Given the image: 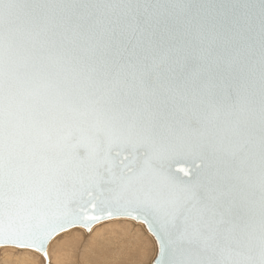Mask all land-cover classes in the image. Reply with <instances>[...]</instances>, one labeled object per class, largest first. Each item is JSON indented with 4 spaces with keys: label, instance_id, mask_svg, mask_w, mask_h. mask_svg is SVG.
<instances>
[{
    "label": "snow or ice",
    "instance_id": "snow-or-ice-1",
    "mask_svg": "<svg viewBox=\"0 0 264 264\" xmlns=\"http://www.w3.org/2000/svg\"><path fill=\"white\" fill-rule=\"evenodd\" d=\"M182 157L194 180L172 175ZM106 217L147 225L152 264H264V0H0V246L47 259Z\"/></svg>",
    "mask_w": 264,
    "mask_h": 264
},
{
    "label": "bare ground",
    "instance_id": "bare-ground-1",
    "mask_svg": "<svg viewBox=\"0 0 264 264\" xmlns=\"http://www.w3.org/2000/svg\"><path fill=\"white\" fill-rule=\"evenodd\" d=\"M152 246L157 250L145 226L114 219L90 232L74 228L60 234L50 243L46 262L29 249L0 246V264H151L146 253Z\"/></svg>",
    "mask_w": 264,
    "mask_h": 264
},
{
    "label": "water",
    "instance_id": "water-1",
    "mask_svg": "<svg viewBox=\"0 0 264 264\" xmlns=\"http://www.w3.org/2000/svg\"><path fill=\"white\" fill-rule=\"evenodd\" d=\"M111 2H114V3L115 2H124V3H137L138 2L141 4H157V3L167 4V3H173V2H187V0H111ZM212 2H217V3L230 2V0H212ZM152 79L153 80L156 79V73L152 74ZM237 92H238L237 88L232 89L233 99L237 97ZM240 94L243 95L242 91L240 92ZM72 107L79 108L81 106L74 104L72 105ZM64 110L67 111V108H65ZM193 130L195 129L193 128ZM28 132H31V134L34 136L39 135L41 137H44L45 135H49L50 143L53 145V147H56L59 144L63 143L64 131L62 128H59V129L56 127H53L50 129H44L40 127L34 128V127L29 126L26 120L25 121V133H28ZM225 158L228 159L233 165L232 168L229 170V175L231 176V182L234 185H236V188H237L238 205L241 207L242 210L250 206H253L251 204L252 198L249 195L253 191V189L250 187L249 183H246V171L247 170L244 164L242 163V161L245 158L244 146L242 144H233V145L228 146L226 150ZM198 164H202V161L198 158H187V157L177 158L176 160L172 162V175H174L179 180H184V181L194 180L196 178ZM254 209L256 213L258 214L259 212L258 192H257V199L254 205ZM114 219L132 220L128 218L108 219L106 217L104 220L99 221V222H88V226L92 230L96 225H99L101 223L108 222ZM132 221H135V220H132ZM143 225L147 229V225L146 224H143ZM74 228H82V229H85L87 232L91 231V230L89 231L88 228L83 225L76 226V227H69L66 231L72 230ZM66 231H62L61 233H59V235ZM57 236H55L54 238H56ZM50 243L47 246V252H48ZM1 247H12V246H1Z\"/></svg>",
    "mask_w": 264,
    "mask_h": 264
},
{
    "label": "rangeland",
    "instance_id": "rangeland-1",
    "mask_svg": "<svg viewBox=\"0 0 264 264\" xmlns=\"http://www.w3.org/2000/svg\"><path fill=\"white\" fill-rule=\"evenodd\" d=\"M132 221V220H131ZM135 222V221H134ZM136 224H138V222H135ZM139 224H142V223H139ZM143 225V224H142ZM144 226V225H143ZM93 230V229H92ZM152 244H154V243H152ZM156 247H157V244H156ZM156 248H154L153 246L149 249V252L147 251V253H146V257H147V255H148V253H149V256L147 257V259H146V261L148 262V263H151L152 264V261H153V259L156 257V253L157 252H155V251H157V250H155ZM37 253V252H36ZM39 254V253H38ZM153 254V255H152ZM39 256L41 257V258H43V260L46 262V260L47 259H45L44 257H43V255H40L39 254ZM151 256H152V258H151ZM152 259V260H151ZM42 261V260H41ZM43 261V262H44ZM44 262V263H45ZM49 263H50V261H49Z\"/></svg>",
    "mask_w": 264,
    "mask_h": 264
}]
</instances>
